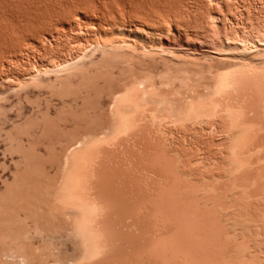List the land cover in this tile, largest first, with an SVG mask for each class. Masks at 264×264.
<instances>
[{"label": "bare ground", "instance_id": "6f19581e", "mask_svg": "<svg viewBox=\"0 0 264 264\" xmlns=\"http://www.w3.org/2000/svg\"><path fill=\"white\" fill-rule=\"evenodd\" d=\"M214 1L218 0H100V3L96 0L16 1L20 4L19 6L23 7L20 9H25L21 11L28 14L25 15V18L20 11L25 20L28 18L21 22L27 24L26 22L29 20L34 21L30 22L32 24L28 22L31 27L26 25L31 30L34 23L38 27L36 30H32L35 35L34 32L31 33V30L29 31L30 34L36 36L38 41L36 43L46 44L48 42L50 45L52 40L59 39L61 33H66L68 27L74 23L90 27L91 39L87 40L82 50L77 53L64 50L63 53L48 52L51 54L49 55L43 52L49 55L47 59L45 58L44 64L40 58L41 61L37 57L30 59L29 63L31 64L41 62L40 65L44 69L40 72L41 74L37 73L35 76L28 72L29 74L25 73L9 78L12 79L10 84L8 83L11 93L18 97L24 95L28 99L29 92L35 90L45 96L49 106L54 101L60 102L62 104L58 111L60 119L78 118L88 109L98 108V102L103 99L101 112L105 117H109L111 122L110 125L103 126L97 135L77 136L63 147L61 163L63 176L58 188L60 196L58 201L61 200L62 207L64 206L66 210V217L78 216V226L65 230V233L68 230L67 238H71V241L74 242L75 255L66 261L56 260L55 264H98L102 260L100 259L101 255L104 259V256L109 253L105 257L107 258L109 255H114L120 248L122 237L120 234L118 235L119 224H117L116 216L109 217L115 215L123 206L122 196L113 195L117 193L111 191L113 188L109 189L111 184H114V179L106 171L104 164L107 163L105 159L109 154L114 155V152L126 149L131 140L136 139L137 134L139 135L141 132V134H147V139L153 140L158 135L161 136L162 133L165 135L176 131L186 134L198 131L205 125L218 123L222 132L221 138L227 139V141L224 140L225 143L228 140L230 143L229 149L226 147L224 150H227L226 154L228 152L229 157H226L231 160L230 163L233 165L231 172L237 174L233 179L234 182H237L236 185L242 186L244 192L248 193L247 195H252L248 197H257V189L262 187L259 185L261 182L257 173V171L260 172L259 165L261 172L264 169V65L256 67L245 61L244 56H247L249 50L252 49V46L247 42L241 45L240 50L238 48V50H234L223 39L218 42L212 41L210 24L205 23L204 20L211 16L210 9L206 7L210 4L208 2ZM52 6L53 11L54 7L58 8V11L53 14L56 13L58 16L57 13L61 11L59 13L64 17L60 18L59 14L60 19L55 18L56 15L49 18L50 10L48 12L45 9ZM173 8H177V10L180 8L179 10H183L184 13L196 10L201 13L205 25H190L189 22L182 21L186 20L183 19L185 18L183 15H180V20L176 17L179 16V10L175 16L176 10ZM19 10L17 11L19 12ZM45 11L49 14L46 15ZM5 15L0 14V36L5 35L7 38L9 37V40L11 37L13 41V34H17V32L19 35L22 34L17 31V27L19 29L20 26L12 24L11 20L14 19L8 18L9 15L5 17ZM22 16H19L20 19ZM45 16L50 20L48 21ZM65 16H67V21L63 20L66 18ZM46 19L48 22L45 21ZM43 22L46 24V28L40 26L43 25ZM39 23L42 24L38 26ZM15 28L16 33H13ZM23 39L21 41L27 40L26 37ZM15 40L20 39L15 38ZM25 43L23 44L25 45ZM23 44L20 42V45ZM43 53L41 52L42 55ZM213 59L218 60L220 64L216 66L212 63ZM5 97H0V114L2 102L7 100ZM49 106L47 105V109ZM79 107L82 109L80 110ZM40 112L43 115L36 117L38 118L36 121L40 122H35L34 119L25 121L13 132L6 134L5 140L7 139V141L5 142L8 143L6 150L16 154L30 152L36 148V143L29 140L25 143L22 136L30 137V131L35 128H41L40 137L47 136V133L55 130V123L50 122L46 117L48 111L43 113L40 110ZM40 112L38 111V113ZM36 123L39 124V127ZM138 130L140 133H137ZM145 130L146 132H144ZM225 151H223L224 155H226ZM152 156L150 157L151 162L159 163V165L156 164L157 167L161 168L163 172H169L170 168L168 167L171 165L166 158L162 159L165 161L162 162L156 154ZM226 157L223 156L224 159H227ZM102 159L105 160V163H101ZM224 159L222 160L224 161ZM107 160L110 162L109 158ZM254 165H257L258 168H254ZM101 173L107 175L102 176ZM262 175L264 172L261 173ZM251 181H255L254 184L258 187L252 189L250 185L254 186V184ZM178 183L174 185L176 188L179 186ZM180 185H182L181 182ZM102 187L103 189L107 187L110 192L114 193H109L107 188L103 190ZM176 191L178 192V189ZM262 191L264 192V189ZM262 191L259 194H262ZM177 192L176 194H178ZM110 194L116 196L115 198L119 196L121 201L118 202L119 199L111 197ZM178 197L180 198V195ZM185 197L186 200H191L189 197ZM185 199L182 197V200ZM175 201L172 204L170 202L173 205L170 207H174V217L181 219L184 214V206L181 207V205H184V201H182L183 204ZM188 202L190 203V201ZM120 203H122L121 206ZM191 203L193 204V202ZM162 204L168 205L166 202ZM180 207L182 211L179 209ZM114 209L117 211L113 213ZM193 211L192 213L196 214V211ZM207 213H202V215L205 216ZM211 218L213 219V217ZM185 219H187L186 216ZM192 220L195 221V219ZM109 221L112 222L117 233L113 232V226H109ZM208 223H204L202 227ZM213 232L215 231L213 230ZM213 232L206 228L205 235L214 238ZM61 234L55 233L53 237L60 239ZM117 237L118 239L115 240ZM13 241H16V237ZM115 244L116 247L118 246L117 248ZM80 247H82V255L78 257L76 252L80 250ZM114 248L116 252L113 253L111 251ZM203 250L211 254V252H207L210 250L209 247H205ZM226 252L224 250V253ZM3 255L11 264H29L28 257L19 251L4 252ZM193 256L197 257L196 254ZM216 257L218 258L219 255ZM256 261L254 262H263Z\"/></svg>", "mask_w": 264, "mask_h": 264}, {"label": "rangeland", "instance_id": "374dc122", "mask_svg": "<svg viewBox=\"0 0 264 264\" xmlns=\"http://www.w3.org/2000/svg\"><path fill=\"white\" fill-rule=\"evenodd\" d=\"M16 1L0 0V14H6L5 17L9 15L8 18L14 19L11 20L12 24L23 27L18 29L14 25L17 27V31L22 34L19 35L18 32L19 36L13 34V41L11 37L9 40V37L2 34L5 39L7 38L4 40L0 36V49L2 48L0 50V97H7H5L7 100L2 102L0 114V264H11L3 254L13 250L26 255L29 264H55L56 260L66 261L75 255L74 242L71 241V238H67L68 230L67 233L65 230L78 226V216L66 217V210L64 206L62 207L61 200L58 201L60 199H58L60 197L58 188L63 176L61 170L63 168L61 165L63 147L77 136L97 135L103 126L110 125L111 122L109 117H105L101 112L103 99L98 102V108L88 109L78 118L60 119L58 114L62 106L60 102L54 101L49 106L45 96L35 90L29 92L28 99L24 95L18 97L11 93L9 84L12 79L9 78L25 73L35 76L37 73L41 74L40 72L44 69L40 65L41 62L32 63V65L29 63L30 59L40 58L44 64L45 58L47 59L51 55L48 52L63 53L70 50L77 53L82 50L87 40L91 39L90 27L74 23L68 27L69 29L66 28V33H61L59 39L52 40L50 45L48 42H46L47 45L41 42L40 44L36 43L38 42L36 36L30 34L31 28H27V26L31 27L32 23L30 22L34 21L29 20L30 24L21 22L28 14L22 12L25 9L22 10L23 7L19 6L18 2L17 5ZM96 1L100 3V0ZM208 4L206 7L210 9L211 16L206 20L202 19L201 13L196 10L184 13L183 10H179L180 8H178L179 12L177 8H173L176 10H174V15L179 13V16L176 17L180 20V15H183L185 18H182L186 20L182 21H187L190 25L204 26L207 22L210 24L212 41L218 42L223 39L231 49L238 50L241 45H244L243 43L247 42L252 46V49L249 50L247 56H244L245 61L256 67L264 65V0H218L208 2ZM18 7L22 9L19 10ZM52 8L53 6L45 9L48 12L50 10L51 15L45 11L46 15L49 14V18L55 17L56 13H53L58 11L57 7H54V11ZM59 12L61 13V11ZM59 12L55 18H59L60 15V18L64 17ZM19 16L22 18L20 19ZM48 17L45 16L49 21ZM65 17L63 20L67 21V16ZM182 21L181 23H183ZM44 22V26L40 25L42 23L37 25L46 28L45 25L48 23ZM23 24L27 26H22ZM32 26H34L32 30L38 28L35 23ZM14 30L13 33H16V28ZM33 34L35 35V32ZM15 35L16 37H14ZM21 36H25L27 40L21 41L25 38ZM15 38L20 40L16 41ZM20 42L21 44L26 43L20 45ZM41 52L49 55L44 53L42 55ZM212 63L216 66L220 64L216 59H213ZM75 108L77 109V106ZM39 109L43 113L48 111L46 117L50 122L55 123V130L47 133V136L40 137L41 128H35L30 131V137L22 136L25 143L28 140L36 143V148L30 152L16 154L6 150L8 144L5 142L7 141V139L5 140L6 134L13 132L25 121L34 119L35 122H40L36 121L38 119L36 117L43 115ZM79 109L82 108L79 107ZM35 112L38 114L36 115ZM36 125L39 127L38 123ZM137 133H140L139 130ZM175 133H166L167 135L162 133L161 136L155 137V140L147 139V134H141V137L140 134H137L136 139L133 138L126 149H120V147V150L117 153L114 152V155L112 153L108 157L105 155L107 163L102 159L101 163H105L103 166L114 179L115 185L110 183L113 187L111 186L109 189L113 188L114 190L111 191L117 194L110 192L107 187L105 189L107 188L113 195L119 194L120 197H123H121L123 206L120 203V210L117 205L115 208L119 211L113 210V213L114 211L119 212H116L118 215L112 213L114 216L110 215L109 217L116 216L117 224H119L118 235L120 234L122 238L119 244L121 246L117 252L114 248L111 251L116 252L114 255L105 258L109 254L107 253L104 259L101 255L100 259L103 261L101 260L98 264H259V261L264 262V192L262 191L264 175L261 176L264 169L261 172L260 165L259 168L254 165V168L257 167L260 170L257 173L260 177L258 179L262 183L259 182V185L262 187H258L254 184L255 181H251L254 186L250 185V187L252 189L258 187V193H256L257 197H248L252 195L250 193L247 195L244 188L236 185L237 182L233 180L237 174L231 172L233 165L227 158L229 157L228 152L226 154L227 150H224L226 147H230V143L228 140L229 146H227L224 141L227 139L221 138L222 132L218 123L205 125L191 133L183 134L176 131ZM155 154L162 162L164 158L169 161V165H171L168 167L170 169L167 168L169 172H163L161 168L157 167L159 163L151 162L152 155ZM222 155L224 158L227 156V159H224ZM108 158L110 162H108ZM156 164L158 165L156 166ZM101 174L104 175V173ZM175 183L179 185L177 188L174 186ZM175 189H178V192ZM260 189L262 194H259L261 193ZM174 194L176 195L174 196ZM189 195H192V198ZM181 196L184 199L187 196L194 201L182 200ZM111 197L115 198L116 196L111 195ZM244 197L245 199H243ZM118 199V202L121 201L120 198ZM171 200L179 201L180 204H183L182 201H184V205L181 207L184 206L183 213L185 215L181 213L183 215L181 219L174 217L175 210L174 207L171 208L173 206ZM163 202L169 206L163 205ZM189 208L194 211L199 210L195 214ZM205 212H211L212 215L210 216L211 213L207 215V213L206 218L202 215ZM188 214L189 216H187ZM196 217H199L198 220ZM210 218L211 220H209ZM192 219H195L196 222ZM114 221L116 222V220ZM200 221L209 222L208 225L206 224L208 227L206 225L202 227L204 223L202 224ZM110 224L109 226H113ZM112 228L114 229V226ZM206 228L212 232L215 231L213 232L214 238L205 235ZM203 229L205 230L203 231ZM113 232L117 233V230L114 229ZM55 233H59V235L62 233L61 238H54ZM14 237H16V241H13ZM117 239L118 237L115 238V240ZM227 246L229 248H226ZM82 247L76 252L78 257L82 255ZM205 247L210 248L207 252H211V254L203 250ZM224 250L227 252L224 253ZM193 254H196L197 257H194ZM215 255H219V260ZM257 258L261 260H257ZM256 260L259 263H255ZM263 262L261 263L264 264Z\"/></svg>", "mask_w": 264, "mask_h": 264}]
</instances>
